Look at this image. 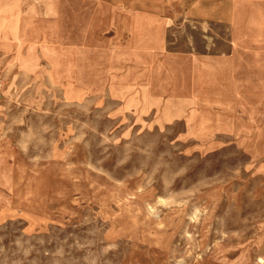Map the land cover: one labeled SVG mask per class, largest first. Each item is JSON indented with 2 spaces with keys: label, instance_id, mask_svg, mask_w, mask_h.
<instances>
[{
  "label": "rangeland",
  "instance_id": "1",
  "mask_svg": "<svg viewBox=\"0 0 264 264\" xmlns=\"http://www.w3.org/2000/svg\"><path fill=\"white\" fill-rule=\"evenodd\" d=\"M123 8L160 11L169 40L264 39V0H0L22 58H0V264H264V126L117 115L60 76Z\"/></svg>",
  "mask_w": 264,
  "mask_h": 264
},
{
  "label": "crops",
  "instance_id": "2",
  "mask_svg": "<svg viewBox=\"0 0 264 264\" xmlns=\"http://www.w3.org/2000/svg\"><path fill=\"white\" fill-rule=\"evenodd\" d=\"M165 20L160 11L119 9L105 37L91 42L90 69L60 66V76L74 81L75 96L87 88L94 104L112 105L117 115L157 113L212 136L264 126V39L240 35L248 28L232 22L229 39L169 40ZM0 58L22 59L13 37L0 35Z\"/></svg>",
  "mask_w": 264,
  "mask_h": 264
}]
</instances>
